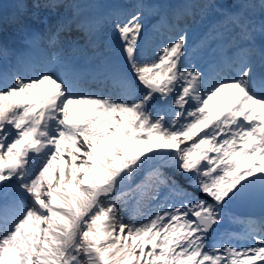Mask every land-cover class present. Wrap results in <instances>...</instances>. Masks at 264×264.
Here are the masks:
<instances>
[{"label":"snow or ice","instance_id":"obj_1","mask_svg":"<svg viewBox=\"0 0 264 264\" xmlns=\"http://www.w3.org/2000/svg\"><path fill=\"white\" fill-rule=\"evenodd\" d=\"M28 2L13 23L29 50L103 31L64 15L65 0ZM206 7L185 3L178 34L154 49L140 8L106 21L124 61L104 57L107 95L59 55L5 69L0 40V264H264V220L248 222L251 245L218 238L228 205L264 200V47L238 0L223 13L244 41L238 60L190 65L183 24Z\"/></svg>","mask_w":264,"mask_h":264}]
</instances>
